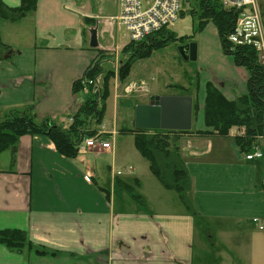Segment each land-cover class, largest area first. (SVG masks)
Instances as JSON below:
<instances>
[{"label":"crops","instance_id":"crops-1","mask_svg":"<svg viewBox=\"0 0 264 264\" xmlns=\"http://www.w3.org/2000/svg\"><path fill=\"white\" fill-rule=\"evenodd\" d=\"M1 1L18 8L23 0ZM117 14V3L108 0H38L35 11L19 21L0 16V40L10 49L0 51V120L12 110L32 109L38 120L67 128L87 100L73 87L97 54L90 47L89 29L98 27V49L113 54L120 29L110 17ZM230 68L217 87L234 100L247 86L238 88L239 67ZM199 114L196 128L193 116V130L207 131ZM103 124L98 133L113 137L111 150L88 149L67 159L48 138L26 135L0 154V232L24 231L36 247L58 253L41 256L0 243V264H222L218 244L230 239L241 243L227 244L236 264H256L264 239L252 220L264 219V161L237 154L233 142L242 133L239 129H232L229 137L183 136L181 151L191 177L188 197L195 214L155 177L134 176V168L131 179L123 175L115 180L114 165L109 178L90 169L91 158L118 154L120 133ZM223 140L228 143L221 149L217 141ZM87 175H92L91 183ZM125 183L133 192L125 190ZM195 246L200 256L193 253Z\"/></svg>","mask_w":264,"mask_h":264},{"label":"trees","instance_id":"trees-1","mask_svg":"<svg viewBox=\"0 0 264 264\" xmlns=\"http://www.w3.org/2000/svg\"><path fill=\"white\" fill-rule=\"evenodd\" d=\"M37 2L38 0H23L20 7L10 8L0 0V16L10 22L19 21L35 11ZM185 3H195L191 8L192 12L196 13V9L199 11L198 30L202 32L212 23L217 30L224 55L231 57L235 66L247 70L249 78L246 93L229 100L216 85L207 82L204 89V107L200 109L198 94L202 83L198 80L193 116L195 118L199 113L203 115L207 131L143 130L127 126L120 128L119 133L134 137L135 148L148 163L152 175L166 190L175 192L189 211L197 214L188 197L191 177L181 151L183 136L199 134L229 137L231 130L236 128L242 132L233 142L239 156L248 154L253 147H261V137L264 133V65L253 45H236L231 42L230 37L235 32L238 17L236 11L224 8L219 0H185ZM261 8L264 17V2ZM186 39H178L170 29H162L141 42L130 41L123 48L119 59L117 75L120 83L127 81L137 61L150 58L155 51L170 43L179 40L184 42ZM5 50L10 49L0 40V51ZM95 51L97 54L89 63L83 77L74 83L75 94L85 91L89 93L90 98L74 113L73 122L65 128L54 120H38L32 109L12 110L0 120V154L14 148L20 137L31 135L48 138L62 156L76 159L81 154L80 147L87 138H98V128L104 123L110 83L116 72L107 70L104 66L106 62H114L113 54L99 49ZM106 136L108 135H103L104 138ZM124 188L133 192L131 185L125 183ZM104 192L109 194L106 190ZM133 197L140 198L135 194ZM0 243L19 252L29 250L41 256L58 254L36 247L27 239L25 232L20 230L1 231Z\"/></svg>","mask_w":264,"mask_h":264},{"label":"rangeland","instance_id":"rangeland-1","mask_svg":"<svg viewBox=\"0 0 264 264\" xmlns=\"http://www.w3.org/2000/svg\"><path fill=\"white\" fill-rule=\"evenodd\" d=\"M108 1H110V3L118 2V0ZM194 5L195 3L187 4L185 0H182V9L185 14L181 16L172 29H170L178 39L187 38L184 42L179 40L175 43H170L168 46L155 51L150 58L137 61L132 68L130 77L124 84L119 82L117 75L111 80L110 95L106 102V113L103 124L109 131H114L113 128L119 131L120 128L133 124V122H135L134 108L139 105L140 102H149L150 98L153 96H189L196 98L198 80L202 83L198 98L200 101V109H203L205 84L211 82L217 86V84L221 82V74H224L226 70L229 71L231 69L230 67L234 66L233 59L224 55L222 52L216 32L217 30L213 24L210 23L207 25L202 32L198 30L200 14L197 9L196 13L192 12L191 8H193ZM99 12L100 14H105V11ZM117 32L116 35L118 37L115 38L114 47L112 49L115 60L114 62H106L104 64L107 70H117L119 68L118 60L122 52L120 47L130 42L125 30H118ZM116 43H119V47L115 46ZM192 45L197 46V58L194 59L191 54L188 55L187 59L186 55L181 52V48H188L189 46L191 48ZM76 56L77 55H74L72 59L74 60ZM79 61L80 59L78 58V63ZM239 70V79L237 78L238 88L240 85L245 88L247 85L244 81L246 80L247 82L249 74L244 68L240 67ZM142 82L147 85L149 89L148 93H138L139 91L134 90L133 93L127 95V97L122 95L124 87L131 83L139 84ZM238 92L240 93V90H238ZM80 94H82L80 96L83 98L86 96L87 100L90 98L88 93L81 92ZM198 121H201L200 114L195 120L194 128L198 126ZM108 139L111 142L114 141L113 137ZM225 142L226 144L228 143L226 140L217 141V143H220L221 149L225 145ZM262 150L264 152V147ZM134 153L136 156H134ZM262 160L264 161V158ZM113 165L116 171L125 170L126 166L127 168L131 166V168L135 169L134 172H136L134 176L141 174L143 178H146L147 175L154 178V176L150 174L148 163L136 152L134 137L132 135H119L117 157L115 155V158H113L112 153H108L99 159H90V169H94L97 172L99 171L101 178L105 175L106 178H109V167ZM128 174L130 173H124V178L131 179ZM262 233L264 239V231ZM218 237L222 238L221 235ZM233 237L235 239L237 238V236L234 235L232 238ZM232 243L233 239H230L229 241H221L218 244L219 250H217L216 256L222 255L224 264H236L231 257V248L227 245ZM233 244L239 245L241 243L239 240H234ZM224 246L227 247L223 248ZM198 250L197 246H195L193 248V253L199 254L200 256L202 253ZM233 251L238 253L237 248L233 249ZM261 256L264 260V251L261 253ZM260 257L255 260L253 259L256 264H259L261 261ZM210 263L214 264L213 262Z\"/></svg>","mask_w":264,"mask_h":264},{"label":"built area","instance_id":"built-area-1","mask_svg":"<svg viewBox=\"0 0 264 264\" xmlns=\"http://www.w3.org/2000/svg\"><path fill=\"white\" fill-rule=\"evenodd\" d=\"M224 8L238 13L235 32L230 40L236 45H253L260 53L264 64V20L261 4L264 0H219ZM118 15L113 18L119 28L126 30L132 42H140L150 35L162 30L170 29L178 21L182 12V0H118ZM144 93L147 86L142 83H131L124 88L126 95L133 91ZM264 145V133L261 137ZM111 149L110 142L89 139L82 150ZM264 157L262 148L257 146L252 153L246 156L247 160L261 159ZM123 171H118L120 176ZM90 182V178L86 177ZM253 223L260 231H264V220L255 218Z\"/></svg>","mask_w":264,"mask_h":264},{"label":"water","instance_id":"water-1","mask_svg":"<svg viewBox=\"0 0 264 264\" xmlns=\"http://www.w3.org/2000/svg\"><path fill=\"white\" fill-rule=\"evenodd\" d=\"M90 47L99 48L98 27L89 29ZM181 52L197 58V46L181 48ZM188 59V58H187ZM193 124V98L189 96H153L148 104L135 108V128L143 130L189 131Z\"/></svg>","mask_w":264,"mask_h":264},{"label":"bare ground","instance_id":"bare-ground-1","mask_svg":"<svg viewBox=\"0 0 264 264\" xmlns=\"http://www.w3.org/2000/svg\"><path fill=\"white\" fill-rule=\"evenodd\" d=\"M172 29V28H171Z\"/></svg>","mask_w":264,"mask_h":264}]
</instances>
